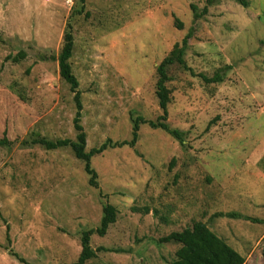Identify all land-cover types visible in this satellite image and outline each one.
Returning <instances> with one entry per match:
<instances>
[{"label":"rangeland","instance_id":"1","mask_svg":"<svg viewBox=\"0 0 264 264\" xmlns=\"http://www.w3.org/2000/svg\"><path fill=\"white\" fill-rule=\"evenodd\" d=\"M205 4L0 0V140L10 143L0 146V264L77 262L83 232L100 226L107 204L117 221L92 235L96 258L86 264H170L179 246L160 239L197 221L246 264H264V223L213 217L264 220V0H222L195 19L192 6L201 14ZM68 21L87 152L131 141L132 117L162 115L156 68L192 33V72L175 65L168 83L167 123L185 143L142 124L134 147L92 158L98 188L70 148L31 143L76 139L74 93L58 63ZM221 69L220 83L199 77Z\"/></svg>","mask_w":264,"mask_h":264},{"label":"trees","instance_id":"2","mask_svg":"<svg viewBox=\"0 0 264 264\" xmlns=\"http://www.w3.org/2000/svg\"><path fill=\"white\" fill-rule=\"evenodd\" d=\"M221 1L222 0H206L205 7L203 8L201 14L197 13V8L195 6H192L194 9V18L199 19L202 15H206L211 7ZM80 2L84 3L85 0H80ZM181 26L182 25H180V27ZM191 37L192 33H189L184 37L181 44H175L168 56L165 57L156 68V74L158 78L156 84V95L162 115L159 116L156 121H146L142 117H132L134 126L132 130L131 141L112 142V140L109 139L100 147L93 148L87 152V135L81 123L83 104L81 101V92L79 91L80 83L76 75L73 73L72 65L70 63V60L74 54L75 37L73 33V25L70 21H68L64 33V44L58 57V63L61 78L70 86L71 91L74 93V101L77 111L73 123L77 133L76 139H59L56 141H51L44 138L35 137L32 139L31 143L41 145L49 151L70 148L73 151L75 157L84 163V171L89 176V185L94 188H98L99 185L97 181V172L92 167V158L102 154L104 151L110 148H117L125 145L134 147L139 139V131L142 124H148L153 129H162L167 134L181 141V144H184L185 132L178 129H172L167 123L169 116L168 106L172 100L171 90L168 87V83L171 81L169 74L170 69L175 65H180L185 70L192 72L187 66L185 60V53L188 49V42ZM23 58H25V53L21 52L13 60L14 62H19ZM229 68L230 67H228V69ZM223 71H225V69H221L211 78L203 74L199 75V77H201L207 84L220 83L223 81ZM24 143L26 145L28 141H25ZM7 144H10L8 143L7 139L4 138L0 140V146H6ZM117 215L118 211L115 206L110 204L104 206L103 217L101 219L100 226L96 229L83 232L81 238L82 252L77 262L73 264H86L88 261L96 258L97 251L91 247V237L94 234L104 237L107 234L109 228L116 223ZM222 216L243 219L252 223H264V220L254 219L236 213H228L227 215H224L223 213H217L213 215L214 218ZM160 242L172 243L179 246L176 251L177 258L170 264H246V258L244 256L234 250L224 240L219 238L210 229L209 224L202 221L194 222L191 227L182 231L172 232L168 236L160 239ZM19 260L24 264H29L24 259L19 258Z\"/></svg>","mask_w":264,"mask_h":264}]
</instances>
